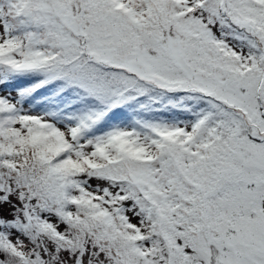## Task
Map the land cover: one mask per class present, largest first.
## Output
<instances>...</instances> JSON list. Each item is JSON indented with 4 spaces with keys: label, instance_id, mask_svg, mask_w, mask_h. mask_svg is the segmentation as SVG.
<instances>
[{
    "label": "snow or ice",
    "instance_id": "6c2138e0",
    "mask_svg": "<svg viewBox=\"0 0 264 264\" xmlns=\"http://www.w3.org/2000/svg\"><path fill=\"white\" fill-rule=\"evenodd\" d=\"M0 264H264V0H0Z\"/></svg>",
    "mask_w": 264,
    "mask_h": 264
}]
</instances>
